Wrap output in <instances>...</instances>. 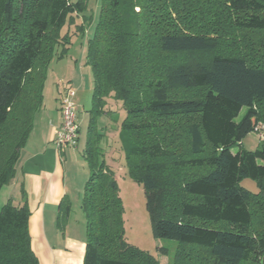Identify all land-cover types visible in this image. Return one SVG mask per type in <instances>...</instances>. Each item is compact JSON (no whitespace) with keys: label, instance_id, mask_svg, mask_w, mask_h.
Masks as SVG:
<instances>
[{"label":"trees","instance_id":"trees-1","mask_svg":"<svg viewBox=\"0 0 264 264\" xmlns=\"http://www.w3.org/2000/svg\"><path fill=\"white\" fill-rule=\"evenodd\" d=\"M86 11V0H0V192L44 107L61 31L81 16L85 34ZM87 63L82 264H160L126 241L115 175L99 161L96 117L109 98L126 111L129 174L143 187L154 236L179 243L174 264H263L264 139L255 151L242 143L264 126V0H100ZM70 211L65 200L61 219ZM30 216L26 204L2 207L0 264H40Z\"/></svg>","mask_w":264,"mask_h":264},{"label":"crops","instance_id":"crops-1","mask_svg":"<svg viewBox=\"0 0 264 264\" xmlns=\"http://www.w3.org/2000/svg\"><path fill=\"white\" fill-rule=\"evenodd\" d=\"M85 81L82 78L78 87H85ZM46 86L44 107L36 115L33 131L21 151L16 176L1 194L4 205L12 202L15 206H28L32 248L40 264H82L87 246L82 199L91 170L84 150L79 148L80 136L77 147H58L54 142L62 126V97L55 92L47 100ZM247 138L243 147H248ZM65 200L71 211L66 219H61Z\"/></svg>","mask_w":264,"mask_h":264},{"label":"rangeland","instance_id":"rangeland-1","mask_svg":"<svg viewBox=\"0 0 264 264\" xmlns=\"http://www.w3.org/2000/svg\"><path fill=\"white\" fill-rule=\"evenodd\" d=\"M86 3L87 11L85 15L89 18L92 27L88 28L85 34H82L78 30V27L84 23V18L81 16H75V23L69 21L65 25L61 31V44L56 46L46 81L47 100L52 99L55 92H57L56 95L62 97L65 88L68 86L76 90L77 94L74 101L81 127L80 151H83L87 146L91 119L90 111L93 107L94 78L87 63L88 42L94 35L100 15V0H86ZM65 40L68 41L67 44L64 43ZM82 78L84 81L86 80V83L85 87L80 88L78 85L81 83ZM61 79L64 80V83H59ZM106 103L105 110L107 114L101 113L96 117V137L100 140L98 146L102 149L99 161L100 163L104 161L109 170L115 175L122 201L125 239L130 245L158 258L160 264H174L179 243L155 238L152 222L146 208L143 187L129 174L128 147L121 131L126 118L124 105L114 98L107 99ZM245 114L246 109H243L237 120H241ZM191 120H195V118H191ZM246 141L248 147L244 148L249 151H255L261 142L255 132L250 134ZM237 150L235 148L233 152L236 153ZM241 186L251 192L258 191L257 184L252 179L243 180ZM3 195L0 192V211L4 206L3 199L5 197ZM75 208L80 207L76 205ZM79 213L83 216L81 211ZM162 247L166 249L165 254L161 253Z\"/></svg>","mask_w":264,"mask_h":264},{"label":"built area","instance_id":"built-area-1","mask_svg":"<svg viewBox=\"0 0 264 264\" xmlns=\"http://www.w3.org/2000/svg\"><path fill=\"white\" fill-rule=\"evenodd\" d=\"M76 90L72 87H66L62 95L61 113L62 126L56 133L54 142L58 147H77L80 136V124L75 104ZM259 138L264 139V126H259L255 130Z\"/></svg>","mask_w":264,"mask_h":264}]
</instances>
